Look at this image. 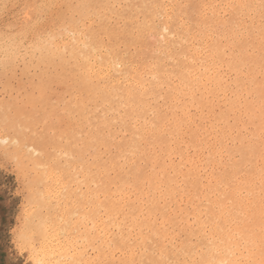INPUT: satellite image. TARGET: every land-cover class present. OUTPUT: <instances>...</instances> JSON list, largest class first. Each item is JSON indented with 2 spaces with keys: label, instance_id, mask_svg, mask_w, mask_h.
<instances>
[{
  "label": "bare ground",
  "instance_id": "6f19581e",
  "mask_svg": "<svg viewBox=\"0 0 264 264\" xmlns=\"http://www.w3.org/2000/svg\"><path fill=\"white\" fill-rule=\"evenodd\" d=\"M32 2L63 5L72 22L32 41L44 60L30 54L56 64L65 125L47 138L43 115L0 103L28 260L78 264L83 221L86 264H264V0ZM156 23L164 41L150 55ZM229 117L256 139L238 145V165L221 145Z\"/></svg>",
  "mask_w": 264,
  "mask_h": 264
},
{
  "label": "rangeland",
  "instance_id": "374dc122",
  "mask_svg": "<svg viewBox=\"0 0 264 264\" xmlns=\"http://www.w3.org/2000/svg\"><path fill=\"white\" fill-rule=\"evenodd\" d=\"M31 2H32V0H0V103H2V105H7L8 103H10L12 101L10 104L13 105L12 103H14L16 101L14 104H17L19 106L23 105V106H25L24 109H26L28 111L29 110L30 111L33 110V113H35L34 115H37L39 119L43 115L42 119H40V120L41 121L42 120H46L45 121L46 123H44V121H42L43 123L41 122V124H42V127L45 126L43 128V130L45 132L46 131L48 132V133L46 132L45 135L47 136V138H49V137H51V136H49L51 133H52V135L54 133H56L52 129L54 128V130H58V127L61 125L59 122L60 121H64L62 119H58L59 118V114H60V107H61L60 106L61 105L60 104V100H59V98L61 97V93L58 94L59 97L58 96L56 97V95H55L58 92H61V90H60V87H58L57 84L55 83L56 78L55 79L53 78L54 75H55L53 73L57 72L58 69H57L56 64L54 62H50V60L52 58H50V60L49 59H47V60H48L49 64L50 63L51 64L54 63L53 65H54L55 69H54L53 66H52L53 69H51V66H48L49 71H47L48 69H46V71H45V67H47V65H46L47 64L46 63L47 60H45L46 62L44 61L46 64L42 63V61H41V64L45 65V66H42L44 68V70L42 69L41 65H39V66L38 65H34V63L36 62V61H34L35 57H36V59L40 57V56H36L37 52L39 53V51H38L39 49H36V46H39V44H38V43H40L39 40L40 41L43 40V39L41 40L42 36H43V38H45L49 34L50 31L53 30L52 32H55L56 30H58L57 29L58 26H55V25H58L57 23H60L59 19H60V21L62 20V23H64V24H67V22L69 23L70 22V18H69V14L70 13H69L68 9L66 10V7H64L63 5H61L62 7H60L58 5V6H55L53 8H50V9H48L46 7H39L40 6L39 5L38 6V10H37L36 7H37L38 4H36V3L34 4L33 2L32 3ZM32 5L34 6L35 9L34 8L29 9V8L33 7ZM54 8L56 9V11H55ZM57 11L59 12V15H57ZM45 12H47V13H45ZM48 17H50V18H48ZM70 17H71L72 20L76 19V15L73 17V14H71ZM52 20L53 21L55 20L56 22L55 21L52 22ZM63 21H65L66 23L63 22ZM157 25L158 26L161 25V26L158 27ZM156 27H158V28H156L155 35L152 34L153 37H152V35H149L145 39L146 47H148L147 51L149 52L150 55H154L155 54L154 50H155L156 46L163 39L162 38L163 37V32H161L159 30L160 28L162 30L163 25L156 23ZM48 29H50V30L48 31ZM162 31H164V29ZM41 33H44V34L42 35ZM36 35H37V37H36ZM159 35H162V36H159ZM154 36H156V37L154 38ZM157 36H158V40H160L159 42L155 41V39H157ZM148 37L149 38L151 37V38L154 39V40L150 39V40H153L152 43H151V41H148L149 40ZM36 39H38V40L36 41ZM32 41L36 42V43L33 42V43L36 44V46H35V44L33 45ZM29 42H30V44H29ZM154 42H155V44H154ZM162 42H160V43H162ZM30 46H33V47L29 48ZM25 48H27V49H25ZM34 49H36V51H34ZM11 53L13 54V56H12ZM33 53L34 54L36 53V54L34 55ZM151 53H153V54H151ZM30 54L34 55L35 57L31 56ZM38 55H40V53ZM20 56L22 57L21 58L22 60L19 59ZM28 56L29 57H33L34 59L28 58ZM27 59H30L31 61L28 60V62L30 61L31 63L30 62L29 63L26 62ZM39 59H41V60L43 59L44 60L45 58L41 57ZM39 59L36 62L37 64H40L39 63L40 62ZM52 61H53V59H52ZM28 66L31 69H29ZM32 70H34V71H32ZM48 76H49V78H48ZM258 79H260V77H258ZM35 84H36V86H35ZM39 84L41 86L43 85L42 88L40 87ZM44 85L47 86V87H45ZM44 88H45V90H44ZM44 93H45V99H46L47 102L44 101L45 100L44 99V95H42ZM46 93H47V96L49 98L46 96ZM28 96H29L30 99H28ZM40 96L43 97V98H40ZM12 98H14L16 100H14ZM10 99H11V101H10ZM54 99H56V100H54ZM26 100H28V102L30 101L31 103L34 101V103H32L34 105L33 109H31L32 106H30L31 103L29 102L27 104ZM21 101L23 103L26 101V103L23 104ZM41 101H42V103L43 102L44 103L41 104ZM56 102H57L58 105L56 104ZM35 103H37V104L39 103V104L37 105ZM48 104H49V106H47V107L44 106V105H48ZM2 105H0V114H1V106ZM157 105L159 107L165 109L164 108L165 106L161 104V101H159ZM160 105H162V106H160ZM23 106H21V107H23ZM52 106H53L54 109L52 108ZM153 106H155V104ZM39 107L42 108V109L40 110ZM55 107H57V108L55 109ZM58 107H59V109H58ZM35 108L37 109V111H40V112L42 111V113L40 114V112H37V114H36V109ZM43 108H45L44 109L45 111L43 110ZM52 109L55 110L54 112L57 113V114L59 112L58 116L53 113L57 118H55V116L52 113L50 114L51 111L53 112ZM191 111H192L191 114H192L193 118H196L197 116L194 115L195 114V110L193 109ZM218 111H217V107H216L214 112L216 114H218ZM48 115L52 116V118L51 117H50L51 119L48 118L49 117ZM149 115H151V114H149ZM46 117H47V119H46ZM150 117H152V115L149 116V118ZM48 121H49V126H48V123H47ZM229 121H230V124H232V130H230L228 133H226L228 135H225L224 139L221 142V145L223 146V148L226 147L228 150L230 149L232 151V149H233L232 152L234 153V158L235 159H233V162H231V164L238 165L239 161H240V155L238 153V149L236 150V148L239 147L238 145L240 143L245 145V143H246L245 139H246V141L252 139L253 142H256V139L252 138L251 135L249 137V133H250L249 129L247 130V129L242 128L240 126H238V127L234 126L233 123H232L233 122L232 118H230ZM58 123H59V125H57ZM63 123L65 125L66 122L64 121V122H62V124ZM204 124L206 125L207 121ZM45 129H48V130H45ZM50 129L52 130V132H51ZM243 130H244V132H243ZM114 131H116V132H114V134H113L114 139L111 140V142H112L111 144L113 145V142H114L115 145H113L114 147L112 145L110 147L111 153H113V155L116 154V147H115L116 144L124 136L122 134L123 133L122 130H120L118 127H116V129H114ZM232 131H235V132H233V135H232ZM245 131L248 133V135L246 134ZM242 132H243V135H242ZM235 133H236V135H235ZM119 135H120V137H119ZM234 136H236V137H234ZM226 137H227V139H226ZM223 141H226V143L223 142ZM1 156H2V154L0 152V158H1V160H0V168H1L0 169V173H1L0 174V264H32L30 259L28 260V258H30L28 253L25 251V249L23 251V248L20 247V243H19L20 240H19L18 236H16V235H18L17 234V229H15L16 227L18 228V226L20 224V219L23 218V216H20V215H22L20 209H22L21 206L23 204V199L25 197V195H24L25 191L23 190L22 187H20V186H22L21 182H19L20 176L16 175L18 173H17V169L15 168L14 164L12 162L8 161V160H7L8 161L7 162L6 159H4L3 156L2 157ZM87 157L91 158L90 154H88ZM3 160H4V162H3ZM1 163L3 164L2 166H1ZM8 163H9V166H8ZM4 164H5V166H4ZM141 166L145 170H147L148 167H149L147 165H144V163L141 164ZM11 170L13 171V173L11 172ZM18 192H21V193H18ZM20 194L22 195V197H21ZM20 202H22V203H20ZM16 214L17 215L19 214V215L17 216ZM19 216L22 217V218H18ZM18 219H19V221H18ZM85 226H86V224L83 221L82 222L80 221L79 227L82 230H80L81 234L78 236V244H77L78 245V257H79V263L78 264H86V261L88 260V257H89L88 254H90V250L88 248L87 241L85 239V235L82 234L84 232V227ZM12 237H13V239L15 238V240H18V241L17 242H15V240L13 241ZM83 240H85V241H83ZM83 245H85V246L83 247ZM81 248H84V249H81ZM85 248H87V249H85ZM85 254H86V256H85ZM27 255H28V257H26Z\"/></svg>",
  "mask_w": 264,
  "mask_h": 264
}]
</instances>
